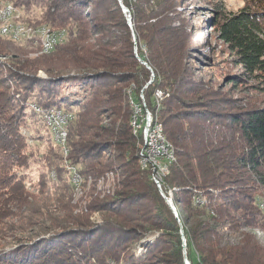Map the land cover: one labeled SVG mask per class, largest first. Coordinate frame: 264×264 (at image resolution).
I'll return each instance as SVG.
<instances>
[{
    "label": "trees",
    "instance_id": "trees-1",
    "mask_svg": "<svg viewBox=\"0 0 264 264\" xmlns=\"http://www.w3.org/2000/svg\"><path fill=\"white\" fill-rule=\"evenodd\" d=\"M110 1L106 12L116 14L126 31L123 40L98 21L101 12L89 16L97 0H0V8L7 2L16 8L43 6L42 22L69 25L51 53L35 58L25 55L39 53V43L0 35V56L16 52L7 70L0 65V239L20 242L0 251V264H185L184 250L191 264H264L255 228L258 189L251 186L264 187V108L235 111L218 127L202 102L194 100L200 89L188 85L184 30L169 22V1L123 0L134 36L118 1ZM213 15L217 39L240 67L230 84L246 79L264 89V0H245L236 12L214 10ZM38 70H45L47 78L31 76ZM130 83L136 102H142L143 92L176 149L162 188L178 217L149 168L139 164L144 140L131 126ZM157 90L169 94L159 106ZM30 102L47 112L80 108L69 126L70 160L88 175L117 171L122 190L116 196L96 199L89 213L75 215L65 179L29 190L23 170L34 158L35 143L29 144L21 129L26 122H42ZM185 104L192 106L182 109ZM198 196L206 200L197 201ZM95 211L103 215L98 226L87 215ZM152 232L158 236L143 242L139 255L131 252Z\"/></svg>",
    "mask_w": 264,
    "mask_h": 264
},
{
    "label": "rangeland",
    "instance_id": "rangeland-1",
    "mask_svg": "<svg viewBox=\"0 0 264 264\" xmlns=\"http://www.w3.org/2000/svg\"><path fill=\"white\" fill-rule=\"evenodd\" d=\"M97 1L100 3L98 8L94 9L93 11L92 9H90L89 16H92L96 11L101 12V19L98 21L107 23L110 27V31L112 35H114V37L119 38L120 40H123V35L126 31L122 28V25L118 21L116 14L113 12L108 14L106 12L111 6L108 5L111 3V1L110 0H97ZM117 1L121 7L122 12L125 15L128 27L129 29H131V33L134 36L135 35L134 23L131 18L130 10L128 7H126L123 4V2L122 5L124 6L125 9L122 7L121 2L119 0ZM168 1L172 7L171 8L172 12L169 13V17H170L169 22L172 24V26L182 25V28L184 30L183 47H184L185 59L183 61L187 68V79L192 82V83H188V85L191 86V88L200 89V93L195 96L194 100L197 102L198 101L202 102L199 105L202 106L201 108L205 109V111L210 112L209 113L210 117L214 118L213 122L218 123V127H221L222 125L220 126L221 124L220 122L221 121L228 122V119L230 117L229 115L235 111H245L255 108H264V89L262 88L263 86H259V88H254L250 86L252 85V82L246 79L237 83L230 84L231 76L234 74H238L240 72V67H236L234 65L232 61L231 52L228 46L223 44L217 39L216 32L212 27L214 10H218L220 12L222 10V12L225 14H228L229 12H236L239 8L243 7L245 0H168ZM6 4H4L0 8V35L9 37L15 41H35L40 44L41 52L36 54L25 55V58L26 57L35 58L41 54L51 53L55 49L56 45L64 40L65 36L69 32V25L66 27L52 26L47 22H42L43 20L40 17L39 11L43 9V6L27 3L24 7L21 6L16 8L14 6L13 7L14 9L13 10L10 9V12L7 13L6 12L7 9L5 6ZM103 4L106 6H104ZM29 13H33V14L39 13V14L30 16ZM11 15L12 17H10ZM106 18L111 20L106 21ZM3 19L5 22L1 21ZM6 20H8V22H6ZM7 26H14L15 29L21 30V37H28L31 32V35H33V39H24V38L15 39L14 29L11 30ZM40 30L42 32L44 31L43 32L44 34ZM49 33L50 35H48ZM41 34H43L42 39H41L42 37ZM59 37L60 39L61 38L62 39L61 40L59 39V42L57 43L54 38H59ZM49 39L51 40L52 45L54 47L51 46L48 49L47 48L48 44L46 43H49ZM44 46L46 47V49ZM136 52L137 49L135 50V53ZM144 52L145 53L147 52V48H144ZM15 54L16 52H12V54L9 57L0 56V65H2V67L5 70H7L10 67L11 65L10 57H12ZM31 76L47 78V73L45 72V70H38L36 74L35 71H32ZM21 83H22L21 85L23 86L24 85L23 82ZM6 84L10 85L11 89H14L15 87V85H12L11 82H7ZM128 87H129L128 90L129 103L131 108L133 109L131 115V126L133 129V133L135 135H139L137 133L138 132L140 133V131L139 130H137L138 132L135 131L134 121H133L134 120L133 117L136 116L139 103L136 102L133 96L134 93L133 90L135 88L134 85L130 83ZM76 88L77 87L74 86L71 88V90ZM99 89L103 90L105 88L103 87ZM30 91L31 90H29V92ZM157 91H156V101H157V105L159 106V101H161L165 97L168 98L169 94L163 93L164 98L163 96L162 98H158ZM140 95H142V92ZM15 96L16 98L20 97L19 94ZM190 102L191 100L188 101V103ZM27 104L30 106L32 110H34L36 113L39 114V116L42 117L41 123L32 124L30 122H26L27 126L21 129V133L27 137L28 143L29 144L35 143V147L33 148L34 158L32 161L30 160V163L27 165L29 167L24 168L23 170V173L26 176V183L29 190H33L39 187V184H44V183L47 189L50 183H56L57 181H59L58 183L60 185V181H61L60 179H65V181H67L71 187L70 205L72 206L71 208L75 215H86V213H89L88 212L89 205L91 202H93L96 199L113 197L117 193V191L122 190V186H121L122 177L117 173V171L111 170L102 175H94V174L88 175L77 164V162L70 160V154H69L70 149L68 145L69 126L71 122L74 120L75 114L80 110L79 107H72L66 110L54 108L47 112L37 103L30 102ZM189 106L192 105L185 104L183 105L182 109H189ZM149 113L150 115H152L150 110ZM51 114L53 116H50ZM57 114L63 116L58 117ZM192 121L194 120L191 119L190 122ZM58 126L62 129L61 131ZM41 133L44 135L47 134L49 138L40 137ZM65 141H67V143H65ZM171 145L175 150V161H176V149L172 143ZM142 147H143V143L141 148ZM141 148L139 153L141 152ZM112 155L114 158L115 154ZM38 158H40V161L38 160ZM140 162L141 160L139 156L140 166L143 169H147L143 166L142 162L141 163ZM147 170L150 172L151 175V170L149 169ZM251 186L253 187V191H255L254 189H258V191L254 192L258 199L255 208V212L257 213V216L255 218V223H256L255 228H256V233L259 239L261 240V243L264 245V187L258 186L256 182L255 183L251 182ZM158 189L160 190L161 194L164 193L162 185ZM196 200L204 202L206 199L205 197L201 199L200 196H198ZM87 215L89 216V220L95 223L97 226L103 223V215L100 212L95 211ZM6 222L17 223L18 219H14V220L8 219ZM157 236H158L157 232H152V234L148 235V237L142 239L140 243L133 244L130 247L131 252L135 253L136 255H139V248L143 249L141 244L143 242L149 243L152 241V239L156 238ZM230 238H231L230 239L231 242L236 241L233 236ZM19 245L20 242H18L16 239H2V240L0 239V251L2 250L3 252L12 250L18 247Z\"/></svg>",
    "mask_w": 264,
    "mask_h": 264
},
{
    "label": "bare ground",
    "instance_id": "bare-ground-1",
    "mask_svg": "<svg viewBox=\"0 0 264 264\" xmlns=\"http://www.w3.org/2000/svg\"><path fill=\"white\" fill-rule=\"evenodd\" d=\"M9 4V8L11 10H13L14 6L11 4V3H8ZM6 6V9H7V4L5 5ZM4 8V7H3ZM5 9V8H4ZM16 10V9H15ZM2 12V11H1ZM8 13V12H7ZM12 17V15L10 16ZM9 18V17H8ZM7 18V19H8ZM1 21H4L1 20ZM5 22V21H4ZM6 22H8V20H6ZM11 25V24H10ZM4 26V25H3ZM3 29V28H2ZM5 30V29H4ZM12 30V29H11ZM43 30V29H42ZM26 31V30H25ZM41 31V30H40ZM46 31V30H45ZM52 31V30H51ZM6 32V31H5ZM11 32V31H9ZM27 32V31H26ZM42 32V31H41ZM44 32V31H43ZM42 32V33H43ZM55 32V31H53ZM13 34V33H12ZM44 34V33H43ZM41 34V35H43ZM53 34V33H52ZM62 34V33H61ZM11 35V34H9ZM23 35V34H22ZM50 35V33L48 34ZM55 35V34H54ZM46 36V35H45ZM44 36V37H45ZM60 36V35H59ZM62 36V35H61ZM11 37V36H10ZM41 37V36H40ZM57 37V36H55ZM64 37V35H63ZM12 38H13V35H12ZM43 37H41L42 39ZM53 38V37H52ZM60 38V37H59ZM16 39V38H15ZM62 39V38H61ZM60 39V40H61ZM47 41V40H46ZM55 42V41H54ZM58 43V42H57ZM48 44L47 48L49 49L52 45V42L51 40L49 39V43H46ZM56 45V44H55ZM45 47V46H44ZM54 47V46H53ZM43 49V47H42ZM46 49V47H45ZM41 52V51H40ZM50 52V51H49ZM48 53V52H47ZM160 91V90H158ZM158 91H157V97H158ZM164 94L162 93L161 94V98ZM159 98V97H158ZM164 98V96H163ZM133 100V99H132ZM136 107V106H135ZM133 110V109H132ZM58 111V110H56ZM60 112V111H59ZM54 114V113H53ZM56 114V113H55ZM135 114V113H134ZM152 114V113H151ZM50 116H53L52 114ZM55 116V115H54ZM134 116V115H133ZM59 117V116H58ZM62 117V116H61ZM134 118V128H135V131L139 130L140 133L138 132L137 134L139 135H142L143 136V130H144V122H136V116L133 117ZM132 118V119H133ZM44 119H47V118H44ZM66 126V125H65ZM50 127V126H49ZM59 127V126H58ZM60 128V127H59ZM154 128H155V136L157 137V139H159V142L161 143V147L162 148H166V149H161V154H158L156 153L154 150H144V148H142L141 152H140V160L143 164V166L145 168H149L151 169L152 171V174H151V178L152 180L154 181H157L158 182V186L161 187L162 183H163V179H164V176H165V170L167 169V167L175 160V153H174V150L171 146V144L168 142L165 134H164V130H163V126L157 122V120L155 119L154 116L148 115V121L146 122L145 124V131L146 132H154ZM57 130V129H56ZM59 130V129H58ZM62 129L60 128V131ZM54 135V134H53ZM61 136V135H60ZM58 137V136H57ZM56 139V138H55ZM62 139V138H60ZM143 140H144V136H143ZM65 143H67V141H65ZM64 147V146H63ZM67 147V145H66ZM164 161H166V164H164ZM140 162V163H141ZM152 164V165H151ZM153 165L155 167V171H153Z\"/></svg>",
    "mask_w": 264,
    "mask_h": 264
},
{
    "label": "built area",
    "instance_id": "built-area-1",
    "mask_svg": "<svg viewBox=\"0 0 264 264\" xmlns=\"http://www.w3.org/2000/svg\"><path fill=\"white\" fill-rule=\"evenodd\" d=\"M6 12H10V8H9V4L7 3V10ZM10 29H14V38H24V39H33V35H30L28 37H21V30L19 29H15L14 26H7ZM43 37V35H42ZM56 42H59L60 38H54ZM165 93L163 91H158V97L161 98V94ZM141 98V103H139L137 112H136V122H144V130H143V136H144V143H143V147L144 150H154L156 153L161 154V149H166V148H162L161 147V143L159 142V139H157V137L155 136V128H154V132H146L145 131V124L148 121V115H149V109L146 106L145 103V98L142 92V95H140ZM57 116H63V115H58ZM164 164H166V161H164ZM152 165V164H151ZM153 171H155V167L153 165ZM155 184L158 187V182L155 181ZM160 188V187H158Z\"/></svg>",
    "mask_w": 264,
    "mask_h": 264
},
{
    "label": "water",
    "instance_id": "water-1",
    "mask_svg": "<svg viewBox=\"0 0 264 264\" xmlns=\"http://www.w3.org/2000/svg\"><path fill=\"white\" fill-rule=\"evenodd\" d=\"M119 1L121 2V5H122V0H119ZM122 7L124 8L123 5H122ZM124 9H125V8H124ZM135 39H136V37H135ZM143 63L146 64L145 62H143ZM148 68L150 69V67H148ZM162 195H163V197L165 198V200L167 201V203L169 204V206L173 209V211L175 212L176 216H178V215H177V211H176V209H175V207H174V204H173L172 200L169 199L164 193H162ZM182 236H183V238H184V234H183V232H182ZM184 246H186L185 238H184ZM184 257H185V264H191L190 261H189L188 258H187L186 250H184Z\"/></svg>",
    "mask_w": 264,
    "mask_h": 264
}]
</instances>
